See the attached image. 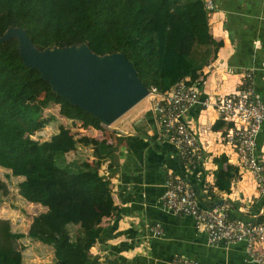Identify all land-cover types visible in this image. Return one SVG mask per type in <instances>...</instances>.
I'll return each mask as SVG.
<instances>
[{
	"label": "trees",
	"instance_id": "1",
	"mask_svg": "<svg viewBox=\"0 0 264 264\" xmlns=\"http://www.w3.org/2000/svg\"><path fill=\"white\" fill-rule=\"evenodd\" d=\"M205 2L0 0V38L9 29H21L40 52L77 44L99 57L122 53L138 80L161 93L185 80L188 85L202 87V71L223 45L210 33L213 11L206 9ZM41 80L38 71L24 66L16 38L0 43V168L21 178L19 194L23 199L46 209L33 218L25 236L11 237H26L50 247L55 264H102L91 250L111 238L115 229L104 221L117 220L120 210L112 198L111 182L99 170L106 162L108 170L113 166L111 162L127 138L118 137L114 144L87 137L76 140L70 128L60 126L48 142L31 139L48 123L41 119L38 107L57 106L65 119L102 129L99 119L51 90L38 106L27 104L23 90ZM80 141L93 149L92 163L65 160ZM213 162L214 187L229 193L238 168L228 165L223 155ZM1 192L5 193L6 187L0 179ZM219 202L215 198L207 205ZM231 206L236 215L246 218L235 204ZM69 226H78L81 234L72 239ZM0 264H22L21 249L14 245L7 254H0ZM106 264L119 262L113 258Z\"/></svg>",
	"mask_w": 264,
	"mask_h": 264
},
{
	"label": "crops",
	"instance_id": "2",
	"mask_svg": "<svg viewBox=\"0 0 264 264\" xmlns=\"http://www.w3.org/2000/svg\"><path fill=\"white\" fill-rule=\"evenodd\" d=\"M212 2L215 10L209 17V30L214 40L223 45L216 58L202 71L200 97L211 105L208 108L197 105L189 114L190 126L206 157L197 186L206 185L214 194L212 199L222 200L231 210V204H235L238 212H245L241 214L264 219V192L257 189L249 172L238 168V157L224 140L229 124L219 119L213 107L218 97L238 88L244 69L261 66L264 57V0ZM255 78L256 92L264 102V72L258 70ZM143 100L147 106L141 108L149 113L150 102ZM138 127L143 131L140 136L125 132L122 136L117 134L127 138L118 151V154L122 150L126 155L119 156L122 164L110 167V176L104 177L111 178L112 182L117 177L113 188L117 193L113 200L120 213L117 220L108 224L115 229L111 238L105 244L96 245L91 253H99L100 260L114 258L119 264H167L177 257L198 264H255L246 260L243 246H209L206 235L195 229L192 218H175L160 210L158 201L163 193L166 173L179 174V163L166 144L148 135L153 128L151 117L143 118ZM257 153L264 159V124L257 138ZM222 155L228 165L238 168V178L231 182L229 193H221L214 187L216 165L213 160ZM117 171L118 175H115ZM201 197L204 200L202 193ZM155 225L161 226L162 235L159 237L151 232ZM21 256L22 264L38 262L32 248L21 250ZM106 261L103 260L102 264Z\"/></svg>",
	"mask_w": 264,
	"mask_h": 264
},
{
	"label": "built area",
	"instance_id": "3",
	"mask_svg": "<svg viewBox=\"0 0 264 264\" xmlns=\"http://www.w3.org/2000/svg\"><path fill=\"white\" fill-rule=\"evenodd\" d=\"M205 6L207 10H215L212 0H206ZM258 70L264 72V57L260 68L244 69L238 88L218 97L213 107L219 119L229 124L224 140L235 151L238 168L249 172L257 189L263 193L264 159L258 156L257 138L264 124V102L256 92L255 73ZM187 83V80L181 81L164 93L149 88L146 96L151 105L149 117L153 124L152 133L148 132V135L170 147L181 171L179 174L166 173L159 208L175 218H192L195 229L206 235L209 246L228 248L241 245L247 261L264 264V219L251 216L241 218L222 200L210 207L207 203L211 202L214 194L208 191L206 185L197 186L206 157L201 142L190 126L189 114L197 105L208 108L211 104L206 99L200 100L201 87L197 83ZM35 134L31 139L38 141ZM151 232L155 237L161 236V226L155 225ZM92 255L100 260L99 253ZM167 264L198 263L177 257Z\"/></svg>",
	"mask_w": 264,
	"mask_h": 264
},
{
	"label": "rangeland",
	"instance_id": "4",
	"mask_svg": "<svg viewBox=\"0 0 264 264\" xmlns=\"http://www.w3.org/2000/svg\"><path fill=\"white\" fill-rule=\"evenodd\" d=\"M241 4V7H243V3ZM82 46L83 45L79 46L77 44H73L62 48V51L67 52L71 56L76 55V53L82 54L85 50ZM148 89L149 88H147V90ZM48 90L53 91L54 88L47 80L42 79L35 85L26 86L23 90L22 96L27 104L38 106L40 101L43 99L45 92ZM145 99L148 100L147 98ZM142 100H140L141 103L135 104L132 108L118 117L112 125H110L111 127L101 124L100 121L102 127L101 130H96L88 125L65 119L59 114V108L57 106H51L45 109L38 107L41 119L48 123H46L45 127L40 132L35 134V139L39 142H48L50 138L58 132L60 126L70 128L76 140H81V138L87 137L98 141L105 140L114 144L115 140L120 135L122 136L124 134L123 132L126 134L140 136L143 131L142 128L138 127V124L149 114L142 109L143 107L141 108L143 105L144 107L147 106L146 101ZM117 120L118 122L115 123ZM115 130L118 131L115 132ZM121 151L119 154H115V159L112 162L110 161L113 163V166L122 164V162L120 163L119 156L126 155V153H124V151H122V153ZM93 156V149L80 141V143L76 145L75 149L65 155L64 158L67 162L77 161L81 163L83 161H87L92 163L94 161ZM108 164L109 163L106 162L101 166L99 173L102 176H110L107 167ZM115 175H118V171ZM111 176L112 178L115 177L114 175ZM0 179L6 187V192L0 193V254H7L11 247L16 245L22 251L25 248H32L38 259L37 264H55L53 250L49 247L45 245L42 246L43 244L39 245L36 241H32L26 237L19 239L11 237L15 235L25 236L33 218L41 213H44L46 209L40 205L29 203L20 196L19 183L21 182V178L12 177L9 170L0 168ZM106 179H108L112 184V196H114V194L117 193L116 190L113 189L115 188V184H117V177L113 178V182L109 177H106ZM113 221L114 219L104 221V225L108 227V224ZM67 230L72 239H75L81 234V230L78 226H69Z\"/></svg>",
	"mask_w": 264,
	"mask_h": 264
},
{
	"label": "water",
	"instance_id": "5",
	"mask_svg": "<svg viewBox=\"0 0 264 264\" xmlns=\"http://www.w3.org/2000/svg\"><path fill=\"white\" fill-rule=\"evenodd\" d=\"M16 38L25 67L38 71L56 93L69 104L111 125L118 117L146 98L148 90L137 78L132 64L120 54L115 60L97 58L85 45L84 52L71 56L63 49L38 51L21 29H9L0 43Z\"/></svg>",
	"mask_w": 264,
	"mask_h": 264
},
{
	"label": "bare ground",
	"instance_id": "6",
	"mask_svg": "<svg viewBox=\"0 0 264 264\" xmlns=\"http://www.w3.org/2000/svg\"><path fill=\"white\" fill-rule=\"evenodd\" d=\"M76 48H80V47H76ZM104 59H107L108 61H111V60H115L117 59V57L115 56H106V57H103V58H97V63L99 64L100 62H102ZM106 126H110V125H106Z\"/></svg>",
	"mask_w": 264,
	"mask_h": 264
}]
</instances>
